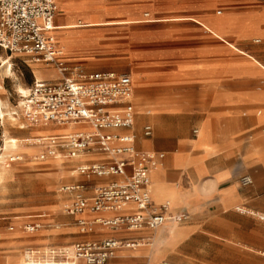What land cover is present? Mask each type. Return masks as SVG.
<instances>
[{
	"label": "crops",
	"instance_id": "crops-1",
	"mask_svg": "<svg viewBox=\"0 0 264 264\" xmlns=\"http://www.w3.org/2000/svg\"><path fill=\"white\" fill-rule=\"evenodd\" d=\"M143 2L56 0L51 34L60 51L59 58L69 70L70 66H75L87 72L75 78L81 80L91 73L103 71L126 74L132 81L133 97L132 77L140 82L143 74L138 72L137 76H132L131 69L128 73L119 71L122 63L138 61L140 51L137 48L145 43L144 35L139 37L138 31L133 29L140 22ZM219 2L223 13L207 12V1L186 0V8L190 9L188 15L160 19L186 24L187 33L161 35L156 41L179 40L188 45V52L196 60L181 75L185 83L195 89L192 97L145 99L138 105L137 115L131 97L133 123L117 130L119 134L131 137L137 151L163 154L156 166L146 171L147 187L153 178L172 197L169 202H163L150 190L149 195L156 205L170 204L171 215L182 214L185 218L181 221L172 218L153 232H111L96 225L92 232L82 234L75 224L80 239L70 244L44 245L39 243L43 235L42 239L24 236L15 241L13 252L3 258L6 263H10L11 255L20 254L23 247L19 255L22 260L24 251L33 247L68 248L76 242L106 237L151 236V246L119 249L115 257L104 264H160L162 261L167 264H264V136L259 135L258 130L264 124V65L254 58L257 56L262 60L252 43L253 37L264 41V0ZM43 65L47 73L41 81H51L53 72L57 71L51 65ZM259 84L262 86L258 87ZM178 88H181L179 84ZM255 89L261 91H251ZM224 90H232V93ZM245 90L249 92H240ZM146 125L151 127L147 137L143 135ZM76 127L74 135L92 131L86 125ZM200 129L203 133L198 135ZM41 138L36 141L45 140ZM66 138L52 136L49 140ZM86 154L96 158H88L77 165L108 160L100 152ZM90 174L97 176L77 173L85 176L88 182H74L90 186L87 195H92L100 184L105 183L97 184ZM242 175L252 178L250 186H240L238 179ZM97 177L106 182L111 178ZM62 194L68 202L66 207L71 198ZM64 214L72 217L75 223L74 215L65 211ZM27 224L35 222L22 225L26 233L33 234L42 227L37 223L39 229L26 231L24 226ZM10 227L13 229L9 226V230ZM12 239L14 237L7 236L0 241Z\"/></svg>",
	"mask_w": 264,
	"mask_h": 264
},
{
	"label": "built area",
	"instance_id": "built-area-1",
	"mask_svg": "<svg viewBox=\"0 0 264 264\" xmlns=\"http://www.w3.org/2000/svg\"><path fill=\"white\" fill-rule=\"evenodd\" d=\"M56 8V0H0V48L26 56L32 62L51 65L61 75L54 81L34 79L22 97L26 120L30 124L86 125L91 133L69 136L66 143H52L67 147L69 158L91 152L103 153L108 158L77 166L80 174L90 172L111 178L92 195L86 194L90 189L86 184L62 185L59 191L71 198L64 211L76 217L75 224L82 234L92 232L96 225L111 232H153L172 218L183 220L182 214L171 215L167 203L154 204L147 190L146 171L163 154L137 151L129 135L117 132L133 123L130 77L112 71L94 72L81 80L65 76L69 68L60 60L51 34ZM150 134L151 127L144 126L143 135ZM49 148L50 154H55L56 149L51 145ZM238 180L242 187L253 182L249 175ZM39 228L37 223L24 226L26 231ZM151 242V236L106 237L76 242L69 248L33 247L24 251L23 264H76L80 260L86 264H104L119 249L134 250Z\"/></svg>",
	"mask_w": 264,
	"mask_h": 264
},
{
	"label": "rangeland",
	"instance_id": "rangeland-1",
	"mask_svg": "<svg viewBox=\"0 0 264 264\" xmlns=\"http://www.w3.org/2000/svg\"><path fill=\"white\" fill-rule=\"evenodd\" d=\"M203 1L209 3L207 12L216 14L220 11L223 13L219 0ZM186 6V0H144L143 2L139 16L140 22L133 29L138 31L139 37L144 35L145 43L137 48L140 51L138 61L131 60L122 63L119 71V73H128L131 69L132 76H137L138 72L143 74L139 75L140 82L132 77L134 82L132 102L136 115L139 110L138 105L145 99L151 101L156 97L186 98L192 97L195 93V89L188 86L189 84L185 83L181 75L196 60L195 56L188 52V45L179 40L167 43L156 41L161 35L174 36L187 33L184 22L160 21L164 17L188 15L190 9ZM56 28L62 27L56 26ZM255 39L259 42L254 43ZM226 42L232 46L231 42L228 40ZM252 43L258 49L262 60L257 56L253 57L264 65V41L259 37H253ZM1 59L10 62L8 66L6 64L2 66L0 62V99L3 102L4 113L3 118L0 115V169L6 173L4 185L0 186V240L7 236L14 237L8 242L0 241V258L2 259L0 264H7L4 257L13 252L12 246L16 243L15 241L24 236L42 239L40 237L43 235L45 240L42 239L39 243H44V245L70 244L80 239L73 218L64 214L63 210L68 202L59 188L64 184L79 180L87 183L85 176L77 175V163L88 158H96V156L81 154L78 156L79 160L71 162L73 158L64 157L67 148L52 143L53 141L66 143L67 139L49 140V138L72 136L77 127L73 125L54 127L51 123L44 122L30 124L23 114L22 107H18L19 100L23 101V98L16 93L15 87L20 85L27 90L34 81V72L38 67L44 68L45 66L35 64L36 62L30 61L26 56L10 53L0 48V61ZM246 61L248 62V59ZM253 64L256 65L254 62ZM70 68L69 72L65 73L67 77L87 73L79 67L70 66ZM53 73L51 81L61 78V75ZM178 84L181 88H178ZM261 86L258 85V87ZM251 91L260 92L261 90ZM224 92L232 93V90H224ZM10 113L14 114L16 121H12L8 116ZM263 128L264 124L258 128L261 136H264ZM85 133H91V131ZM202 133L200 129L198 135ZM10 138L15 140L14 144L6 141ZM39 138L45 140L36 141ZM50 145L56 149L53 155L49 152ZM9 157H13V160L9 161ZM64 167L68 172L73 169L76 173L74 175L62 173L60 169ZM90 178L96 180L97 184L106 182V179L95 175L90 174ZM31 222L41 223V229L33 234L24 232L22 225ZM9 226H13V229L9 230ZM30 244L32 243H28ZM23 249L24 247L19 250L20 254ZM20 254L11 255L13 259L8 264H14Z\"/></svg>",
	"mask_w": 264,
	"mask_h": 264
},
{
	"label": "bare ground",
	"instance_id": "bare-ground-1",
	"mask_svg": "<svg viewBox=\"0 0 264 264\" xmlns=\"http://www.w3.org/2000/svg\"><path fill=\"white\" fill-rule=\"evenodd\" d=\"M59 53H60V51H59ZM1 64H2V66L3 65H5L6 64V66H8L9 64H10V62L8 61V60H5V59H1ZM10 67H11V65H10ZM10 68H9V72H10ZM6 71V70H5ZM35 74H34V78L36 79V80H42V79H44V77H45V75H46V73H47V71H46V69H44V68H37V70L34 72ZM18 86V85H17ZM15 89H16V93L19 95V97L21 98V97H23V96H25L26 94H27V90L25 89V88H23V87H21L20 85L16 88L15 87ZM135 100V99H134ZM20 102H19V105H18V107L20 108V107H22V100H19ZM2 101H1V99H0V115H1V118H3V109H2ZM4 105V104H3ZM11 119H12V121H16V117L14 116V114L13 113H10L9 115H8ZM18 119V118H17ZM19 120V119H18ZM24 125V124H23ZM69 126V125H68ZM5 141V140H4ZM6 141L7 142H9L10 144H14L15 143V140L13 139V138H10L9 139V141L6 139ZM251 153V152H250ZM249 154V153H248ZM80 159V157H77V158H73V160L71 161V162H75V161H77V160H79ZM244 161V160H243ZM246 161V160H245ZM247 162V161H246ZM156 166V165H155ZM154 166V167H155ZM5 167V166H4ZM3 167V168H4ZM7 168V167H6ZM8 169V168H7ZM6 169V170H7ZM5 170V169H4ZM60 171L62 172V173H67V174H70V175H74L75 173H76V171L75 170H73V169H71V170H69V172L67 171V168H62V169H60ZM151 174V170H150V173H149V175ZM151 176V175H150ZM5 179H6V173L3 171V170H1L0 169V186L1 187H3V185H4V182H5ZM158 183H157V181L155 180V179H153V178H151L150 179V181H149V183H148V191L150 190L151 192H152V194H153V196H159L162 200H163V202H169L170 200V198L172 197V194L170 195L169 193L168 194H166L165 192H164V190L162 189V188H160V184L159 185H157ZM165 191H166V189H165ZM171 196V197H170ZM170 205V204H169ZM161 231V230H160ZM161 235V234H160ZM164 240V239H163ZM152 241H153V239H152ZM165 241V240H164ZM152 245V242H151V244L149 245V246H151ZM148 246V247H149ZM69 248V247H68ZM150 253V252H149ZM18 257V256H17ZM13 259V258H12ZM8 264V263H7ZM14 264H23V260H22V257L20 256L19 258H18V260L14 263ZM76 264H86V263H84V262H82V261H78Z\"/></svg>",
	"mask_w": 264,
	"mask_h": 264
}]
</instances>
